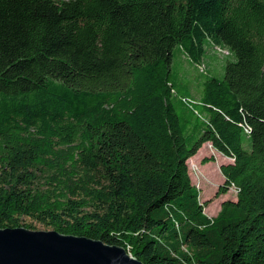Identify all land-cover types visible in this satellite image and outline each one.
Masks as SVG:
<instances>
[{"label": "trees", "instance_id": "16d2710c", "mask_svg": "<svg viewBox=\"0 0 264 264\" xmlns=\"http://www.w3.org/2000/svg\"><path fill=\"white\" fill-rule=\"evenodd\" d=\"M176 45L235 60L195 97ZM206 142L236 190L213 217L187 166ZM32 222L144 264H264V0H0V228Z\"/></svg>", "mask_w": 264, "mask_h": 264}, {"label": "water", "instance_id": "95a60500", "mask_svg": "<svg viewBox=\"0 0 264 264\" xmlns=\"http://www.w3.org/2000/svg\"><path fill=\"white\" fill-rule=\"evenodd\" d=\"M0 264H144L120 245L54 229L0 228Z\"/></svg>", "mask_w": 264, "mask_h": 264}, {"label": "rangeland", "instance_id": "374dc122", "mask_svg": "<svg viewBox=\"0 0 264 264\" xmlns=\"http://www.w3.org/2000/svg\"><path fill=\"white\" fill-rule=\"evenodd\" d=\"M211 51L205 66H196L188 56L176 45L172 50L171 79L179 91L188 90L193 96H199L201 92L200 81L209 72L217 79H222L224 75V65L229 60H235L231 54H226L218 48L210 47ZM212 51L215 56H212ZM208 67V68H207ZM233 159L224 156L214 149L210 142L204 143L197 153L187 160L188 172L191 181L199 189V200L204 204V213L213 217L221 208V204L226 200H236V190L232 186L226 192L217 193L224 183V177L220 171L222 164L232 162ZM40 174L38 177L39 187H45V177ZM27 219V218H25ZM34 230L51 229L49 226L32 222Z\"/></svg>", "mask_w": 264, "mask_h": 264}, {"label": "built area", "instance_id": "2783aa9c", "mask_svg": "<svg viewBox=\"0 0 264 264\" xmlns=\"http://www.w3.org/2000/svg\"><path fill=\"white\" fill-rule=\"evenodd\" d=\"M222 52H225L226 54L228 53V51H223V50H222ZM127 252H128V251H127Z\"/></svg>", "mask_w": 264, "mask_h": 264}, {"label": "crops", "instance_id": "0c3cea01", "mask_svg": "<svg viewBox=\"0 0 264 264\" xmlns=\"http://www.w3.org/2000/svg\"><path fill=\"white\" fill-rule=\"evenodd\" d=\"M212 56H215V55H212ZM234 201V200H233Z\"/></svg>", "mask_w": 264, "mask_h": 264}]
</instances>
